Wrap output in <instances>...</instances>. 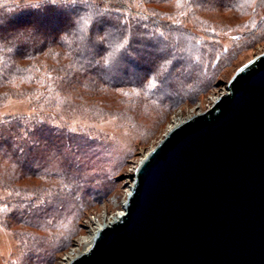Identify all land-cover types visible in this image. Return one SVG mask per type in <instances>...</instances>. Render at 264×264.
<instances>
[{
    "label": "rangeland",
    "instance_id": "1",
    "mask_svg": "<svg viewBox=\"0 0 264 264\" xmlns=\"http://www.w3.org/2000/svg\"><path fill=\"white\" fill-rule=\"evenodd\" d=\"M77 3L115 11L131 29L139 27L135 48L142 51L135 64L149 67L162 51L159 57L169 52L171 63L161 68L162 82L149 83L160 91L149 97L130 81L101 83L103 71L96 72L99 80L85 71H61L62 79L44 91L0 83V264H68L87 251L98 229L124 213L131 180L147 154L171 128L208 110L228 92L233 75L264 53V0ZM34 5L0 0V27L8 29L0 30L1 51L28 36L13 29L31 19L41 22L37 33L45 28L52 34L64 23L67 13ZM70 5L63 7L78 10ZM46 66L53 71L57 63ZM8 138L17 157L6 149Z\"/></svg>",
    "mask_w": 264,
    "mask_h": 264
},
{
    "label": "water",
    "instance_id": "2",
    "mask_svg": "<svg viewBox=\"0 0 264 264\" xmlns=\"http://www.w3.org/2000/svg\"><path fill=\"white\" fill-rule=\"evenodd\" d=\"M140 162L124 214L68 264H264V53Z\"/></svg>",
    "mask_w": 264,
    "mask_h": 264
},
{
    "label": "trees",
    "instance_id": "3",
    "mask_svg": "<svg viewBox=\"0 0 264 264\" xmlns=\"http://www.w3.org/2000/svg\"><path fill=\"white\" fill-rule=\"evenodd\" d=\"M76 4L74 6L78 8ZM94 7L96 5L93 6L91 3H86L80 6L78 10L65 8V13H67L64 14V17H66L65 21L64 23L61 22L55 25V32L52 34L45 28H42V33H37L36 26L41 22L37 17L33 22L31 19L33 14L29 12L30 15L27 17L31 20L25 22L24 26L20 27L21 29H18L19 27L13 29L18 32V35L29 33L28 36L31 35L29 40L28 36H26V39L23 38L25 40L22 39V42H19L20 44L9 41L6 49L3 47L4 50H0V70L3 71L1 72L3 74H0V83L16 87L21 84L27 87L35 85L34 89L44 91L45 89H52L53 85L56 84L55 82L62 79L61 71L63 73H80V71H85L84 73L81 72V74L90 75L92 79L97 78L96 72L103 71L107 72L104 77L105 79H100V82L103 84L108 85L113 81L117 82L118 86H124L127 81H130L131 84L139 86V90L145 89L147 92L145 95L148 97L150 95L153 96L157 92L160 93V91H157V88L150 90L148 88L149 83L157 85V83L162 82L166 78L162 72L170 65L166 61H170L171 54L165 52L166 54L159 57V54L161 55L163 51L160 52L157 54L158 62L157 60L153 61L151 58L149 59L148 63L151 62L148 65L149 67L135 64L132 59L136 55L138 57V54H141L142 51L135 48V45L139 44V41L142 40L139 27L133 26L135 29H131L130 23L126 22L123 15L112 10L100 11ZM116 7L120 8L118 4ZM47 8V6H44V10ZM22 19L20 18V20ZM1 29L6 34L8 29L0 27ZM1 37L4 38L5 36ZM125 37L129 39V44L126 45L125 49H121L119 52H115L113 56L107 57V63H105L106 52H112L118 43L123 42V38ZM8 38L13 39L12 36ZM82 39L84 40L83 43H81ZM86 50L92 52V58L88 56L90 58L89 61H86L84 58ZM130 52H135L136 54L129 58ZM114 58L120 60L116 66L111 64V60ZM56 63L57 68L53 71L46 66L50 64L52 67H55ZM28 68L34 72H27L26 69ZM161 68H163L162 71ZM38 70L39 73L37 72ZM113 74L117 76L121 74L123 79L121 81H118L119 79L112 80L111 75ZM30 91L34 92L36 90L32 89ZM14 139L17 140V135H15ZM14 139L10 140L8 138L6 140V149H10L15 144ZM52 143L54 141L51 142V146ZM10 151L15 155L14 157L18 156L17 150L14 152L10 149Z\"/></svg>",
    "mask_w": 264,
    "mask_h": 264
},
{
    "label": "snow or ice",
    "instance_id": "4",
    "mask_svg": "<svg viewBox=\"0 0 264 264\" xmlns=\"http://www.w3.org/2000/svg\"><path fill=\"white\" fill-rule=\"evenodd\" d=\"M69 0H35L34 6L45 5L48 6V10L51 12H59L64 14L66 9L63 7L64 4L68 3ZM71 4H76L77 0H70ZM129 44V39L127 37L123 38L122 43H118L112 52H106L105 63H107V57L113 56L115 52H119L121 49H125L126 45ZM166 63H171V61H166Z\"/></svg>",
    "mask_w": 264,
    "mask_h": 264
},
{
    "label": "bare ground",
    "instance_id": "5",
    "mask_svg": "<svg viewBox=\"0 0 264 264\" xmlns=\"http://www.w3.org/2000/svg\"><path fill=\"white\" fill-rule=\"evenodd\" d=\"M124 213H121L120 215H118V216H116V217H114L113 219H112V221H114V220H117L120 216H122ZM93 242V241H92ZM86 252V251H85Z\"/></svg>",
    "mask_w": 264,
    "mask_h": 264
},
{
    "label": "built area",
    "instance_id": "6",
    "mask_svg": "<svg viewBox=\"0 0 264 264\" xmlns=\"http://www.w3.org/2000/svg\"><path fill=\"white\" fill-rule=\"evenodd\" d=\"M100 228H101V227H100ZM100 228H99V229H100ZM99 229H98V230H99Z\"/></svg>",
    "mask_w": 264,
    "mask_h": 264
}]
</instances>
